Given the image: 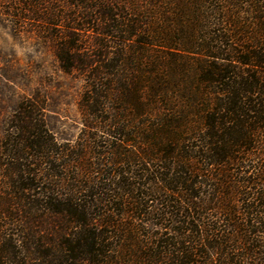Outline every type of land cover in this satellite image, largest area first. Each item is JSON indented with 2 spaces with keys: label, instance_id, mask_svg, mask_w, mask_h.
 Instances as JSON below:
<instances>
[{
  "label": "trees",
  "instance_id": "1",
  "mask_svg": "<svg viewBox=\"0 0 264 264\" xmlns=\"http://www.w3.org/2000/svg\"><path fill=\"white\" fill-rule=\"evenodd\" d=\"M0 18L40 25L112 139L91 165L53 139L41 101L18 103L0 264H121L113 238L132 264H264V0H0Z\"/></svg>",
  "mask_w": 264,
  "mask_h": 264
},
{
  "label": "rangeland",
  "instance_id": "2",
  "mask_svg": "<svg viewBox=\"0 0 264 264\" xmlns=\"http://www.w3.org/2000/svg\"><path fill=\"white\" fill-rule=\"evenodd\" d=\"M31 26L40 25L31 23L21 29H14L0 20V144L18 103L22 99L34 98L43 104L42 115L46 129L57 144L73 150L71 157H75L74 153L77 152L90 153L92 158L87 160L93 165L97 159L94 154L103 153L105 150L100 148L99 141L112 139L94 129L96 123L83 113L85 94L83 76L77 72L67 74L55 58L51 43L41 39L37 35L38 30L35 31V27ZM60 31L59 28L50 29L53 34ZM110 116L109 112L103 114L106 119ZM129 139L135 141L131 136ZM130 144L131 142L124 144L123 150L130 153L133 148ZM255 164L256 160L253 165ZM105 165V170L111 172L112 168ZM122 223L130 227L133 225L145 227L147 232L170 236L169 231L159 230L162 222L156 219L152 223L146 221L135 223L130 218H124ZM111 243L114 256H117V259L121 258V264L135 262L136 252L133 247L122 249L119 247L120 242L114 238L111 239Z\"/></svg>",
  "mask_w": 264,
  "mask_h": 264
}]
</instances>
